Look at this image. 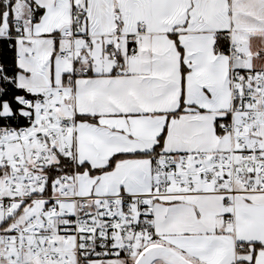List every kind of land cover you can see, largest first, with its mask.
I'll list each match as a JSON object with an SVG mask.
<instances>
[{"label": "snow or ice", "instance_id": "1", "mask_svg": "<svg viewBox=\"0 0 264 264\" xmlns=\"http://www.w3.org/2000/svg\"><path fill=\"white\" fill-rule=\"evenodd\" d=\"M0 264H264V0H0Z\"/></svg>", "mask_w": 264, "mask_h": 264}]
</instances>
